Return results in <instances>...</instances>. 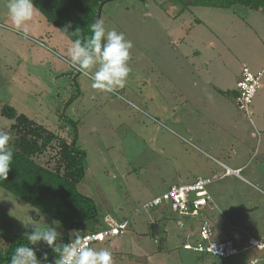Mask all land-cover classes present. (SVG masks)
<instances>
[{
    "label": "rangeland",
    "instance_id": "rangeland-1",
    "mask_svg": "<svg viewBox=\"0 0 264 264\" xmlns=\"http://www.w3.org/2000/svg\"><path fill=\"white\" fill-rule=\"evenodd\" d=\"M7 4L0 0V108L11 106L68 142L77 130L85 167L78 190L93 199L102 225L104 215L111 219L107 226L128 221L124 242L112 237L94 246L110 245L113 264H264V249L222 259L187 246L202 219L215 237L240 246L247 236L264 234V74L249 115L230 93L219 92L236 81L242 63L253 72L263 67L264 11L239 4L182 10L174 0L106 2L99 15L106 31L123 32L132 42L124 87L106 92L92 86L95 67L85 73L71 65L67 35L38 11L17 30ZM13 121L0 113V131L11 134V144ZM234 126L246 128V137L232 134ZM51 153L35 160L52 167ZM223 165L245 167L224 175ZM199 177L211 179L214 203L206 215L144 207L170 186ZM0 198V243L27 237L29 220L57 226V244L65 236L52 217L2 187Z\"/></svg>",
    "mask_w": 264,
    "mask_h": 264
},
{
    "label": "trees",
    "instance_id": "trees-1",
    "mask_svg": "<svg viewBox=\"0 0 264 264\" xmlns=\"http://www.w3.org/2000/svg\"><path fill=\"white\" fill-rule=\"evenodd\" d=\"M111 0H33L35 8L52 25L72 41L77 37L65 33L63 28L70 21L69 32L80 29L82 37L91 35L90 25L99 18L102 6ZM182 5V10L189 6H208L230 8L234 5H245L254 10L264 11V0H174ZM1 115L14 120L10 130L17 135L10 146L13 159L6 180H0V187L21 198L36 208L40 213L49 215L58 222L65 236L57 245L67 243L70 231L79 237L87 232H95L103 225L100 222L96 205L91 197L78 190L84 178V153L76 148L77 130L71 142L36 124L24 114H17L13 107L2 106ZM73 123V122H72ZM74 124V123H73ZM76 128V124L74 125ZM51 151L53 166L41 165L35 160L37 155ZM207 211V210H206ZM204 211V215L207 212ZM87 229L88 231L82 232ZM29 245L24 235H14L0 243V264H10L11 255L16 247ZM59 259L52 248L45 245L43 250L36 251L38 259Z\"/></svg>",
    "mask_w": 264,
    "mask_h": 264
},
{
    "label": "clouds",
    "instance_id": "clouds-1",
    "mask_svg": "<svg viewBox=\"0 0 264 264\" xmlns=\"http://www.w3.org/2000/svg\"><path fill=\"white\" fill-rule=\"evenodd\" d=\"M7 10L17 30H21V26L37 11L33 0H8ZM71 27L69 21L63 28L65 33L77 37L69 49L71 65L85 73H89L95 67L96 70L92 73V86L96 89L112 92L117 88H123L131 71L127 62L132 42L126 39L123 32H117L115 29L106 31L104 21L100 18L90 25L91 35L88 37H82L79 28L69 32ZM10 140L9 132L0 131V180L7 179L13 159ZM24 223L26 228L29 226L32 228L27 236L29 245L44 244L52 248L59 257L55 259L54 264H113L112 253L107 248L96 250L88 247L80 237L71 239L69 243L57 245L56 242L61 236L57 226L41 227L30 220ZM178 224L181 228L184 226L182 220L178 221ZM38 250L28 245H20L11 255L10 264H41L42 260L36 256ZM46 260L47 253H44L43 261ZM253 264L257 262L253 261Z\"/></svg>",
    "mask_w": 264,
    "mask_h": 264
},
{
    "label": "built area",
    "instance_id": "built-area-1",
    "mask_svg": "<svg viewBox=\"0 0 264 264\" xmlns=\"http://www.w3.org/2000/svg\"><path fill=\"white\" fill-rule=\"evenodd\" d=\"M263 74L264 64L258 72H253L245 64L241 67L239 78L236 81L234 102L238 109L248 115L251 113L250 105L260 87V79ZM237 173V170L229 168L225 171V175ZM210 182L211 179L208 177H199L190 183L172 185L166 191L149 200L144 207L151 208L163 204L172 211L177 212L180 216L190 218L193 215H203L204 211L212 210L213 208V198L207 189ZM109 220L108 217L105 218L106 222H109ZM180 220L185 224L183 219L177 220V223ZM127 226L128 221L124 220L111 226L103 227L95 232H87L79 237L82 238L88 247L94 248L95 243L123 233ZM195 237V240L187 245L188 248L198 254L212 255L222 259L229 258L249 248L264 249V234L259 238L249 235L240 246L233 238L215 237L214 226L205 219H202V223L197 228ZM73 238H70L67 243Z\"/></svg>",
    "mask_w": 264,
    "mask_h": 264
},
{
    "label": "crops",
    "instance_id": "crops-1",
    "mask_svg": "<svg viewBox=\"0 0 264 264\" xmlns=\"http://www.w3.org/2000/svg\"><path fill=\"white\" fill-rule=\"evenodd\" d=\"M36 9V8H35ZM38 11V10H37ZM39 12V11H38ZM40 13V12H39ZM42 15V14H41ZM43 16V15H42ZM44 17V16H43ZM45 18V17H44ZM46 19V18H45ZM47 21V20H46ZM48 22V21H47ZM49 23V22H48ZM243 64H245V63H242V65ZM245 65H247V64H245ZM242 67V66H241ZM241 70V69H240ZM239 75H240V71H239V74L236 76V81L238 80V78H239ZM236 81L235 82H231V84H230V86L229 87H227V89L225 90H222V89H219V92L220 93H222V95H224L225 93H227V94H231L232 95V97L234 98V96H235V93H236ZM261 96L263 97V99H264V93H263V91H262V93H261ZM260 96V97H261ZM262 97H261V99H262ZM16 111V110H15ZM17 112V111H16ZM260 112V111H259ZM17 114H19L18 112H17ZM2 116V115H1ZM259 123H260V121H259ZM262 124H264V121H262ZM235 127V126H234ZM235 129V130H234ZM233 129V131H231V133L233 134H236V130H238V133H240L241 132V134H239L240 135V137H241V135H242V138H244V137H246V135H247V129L246 128H243V129H240V128H234ZM250 135H254V132L252 131H250ZM230 160V159H229ZM224 167H226V169L227 168H229V169H232V170H240V169H242L243 167H245V166H238V167H236V168H234V167H230V166H228V165H223ZM225 175V174H224ZM109 217V215H104V217H103V221H104V219L106 218V217ZM125 220V219H124ZM123 220V221H124ZM111 221V219L109 220V222ZM106 222V221H105ZM109 222H106V223H104V227H106L107 225H108V223ZM121 222V221H120ZM124 233V232H123ZM123 233H121V234H123ZM121 234H119V235H115V236H112L113 238H116V241H118V242H121V241H123L124 242V240H125V238H123V237H121ZM75 236V234H73L72 236H70V238H73ZM112 237H109L108 239H112V241H113V238ZM108 239H106V240H108ZM105 241V240H104ZM111 241V244L113 243ZM100 242H103V241H100ZM115 242V241H114ZM97 243H99V242H97ZM117 245V244H116ZM116 245H114L113 244V246H115L116 248H117V246ZM94 248L96 249V250H99L98 248H96L95 246H94ZM105 248H107L108 250H112L111 249V246L110 245H107V247H105ZM112 253V252H111Z\"/></svg>",
    "mask_w": 264,
    "mask_h": 264
}]
</instances>
